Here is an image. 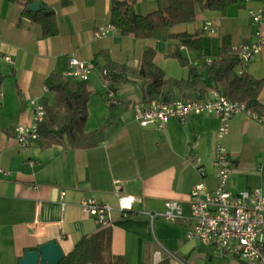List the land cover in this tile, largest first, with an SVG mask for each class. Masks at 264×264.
I'll list each match as a JSON object with an SVG mask.
<instances>
[{"label": "crops", "instance_id": "crops-1", "mask_svg": "<svg viewBox=\"0 0 264 264\" xmlns=\"http://www.w3.org/2000/svg\"><path fill=\"white\" fill-rule=\"evenodd\" d=\"M64 1L69 2L68 7L63 6ZM114 1L42 0L56 12L60 29L57 37L43 39L41 26L22 17L26 0H0V264H20L27 251H37L44 244V237L47 242L56 241L65 256L83 238L100 231L110 238L113 262L247 264L215 245L188 238L192 189L202 184L206 192L213 193L218 184L214 148L220 121L216 116L172 119L162 130L142 127L136 110L145 104V81L132 77L129 83L139 85L141 99L126 100L132 107L121 117L111 139L100 147L43 150L37 143L26 148L19 144L16 128L33 123L32 102L42 97L44 105L53 102L54 95L50 91L44 95L43 90L53 74L67 73L71 58L97 66L86 82L91 93L86 129L93 132L104 125L109 114L103 53L118 64L137 68L145 49L152 48L156 64L167 78L186 80L190 67L170 70L169 62L175 60L169 55L178 48L171 35L202 34V53L181 47L188 58L193 56V66L195 60L199 64L218 56L225 37H231L235 48L252 42L257 27L251 11L264 8V0H243L242 7H232L226 16L199 9L193 22L158 32L152 39L124 36L119 31L97 37L100 29L112 25ZM175 1L130 0L134 12L142 16ZM208 22L213 23L216 34L204 31ZM246 72L264 80V46ZM260 102L264 105V90ZM225 147L233 161L230 192H264V124L243 113L235 117ZM116 181L121 182L123 195L137 198L126 217L120 210ZM87 199L113 208L107 226L83 213L81 203ZM168 201L182 204L184 218L177 223L152 222L145 214L164 212Z\"/></svg>", "mask_w": 264, "mask_h": 264}, {"label": "trees", "instance_id": "trees-1", "mask_svg": "<svg viewBox=\"0 0 264 264\" xmlns=\"http://www.w3.org/2000/svg\"><path fill=\"white\" fill-rule=\"evenodd\" d=\"M32 3H39L41 11L32 13L29 10ZM63 6L68 7L69 2L64 1ZM234 6L242 7L243 0H176L163 10L142 16L134 12L130 0H117L112 4L111 24L124 36L152 39L158 32L170 31L177 25L193 22L199 9L226 16ZM22 17L41 26L43 39L60 34L56 12L42 0H26ZM171 39L178 43V48L169 58L178 60L185 68L190 67V77L186 80L167 78L156 64V51L152 48L145 49L137 68L118 64L107 53H103L107 63L102 72L108 92L114 93V99L108 106L106 122L93 132H87L86 129L91 97L88 84L62 74H53L47 86L54 98L52 103H45L46 115L39 125V139L36 142L39 147L47 150L60 146L88 151L109 141L120 127L121 117L132 107L130 101L118 98L117 87L129 83L132 77L145 81V104L157 102L169 105L176 101H204L215 91L233 102L246 104L248 109L264 117V105L260 102L264 80L247 72L239 73L240 52L234 47L231 37L223 38L218 56L193 66L181 47L192 53H202V34L180 33L171 35ZM61 264H127V261L118 259L113 262L110 238L100 231L83 238L72 253L65 255Z\"/></svg>", "mask_w": 264, "mask_h": 264}, {"label": "built area", "instance_id": "built-area-1", "mask_svg": "<svg viewBox=\"0 0 264 264\" xmlns=\"http://www.w3.org/2000/svg\"><path fill=\"white\" fill-rule=\"evenodd\" d=\"M251 17L257 30L252 42L238 47L241 59L240 74L246 72V68L264 46V8L251 11ZM204 31L216 34L212 22L207 23ZM116 32H118L116 27L110 25L100 29L96 35L105 37ZM1 42L0 36V44ZM5 61L13 64L10 57H6ZM69 66L65 76L81 82H87L97 69L94 62H83L76 58L70 59ZM48 92V87H45L43 94L46 95ZM42 98L32 102L33 123L16 128L15 136L24 148L36 143L39 139V125L46 115ZM2 99L3 94L0 92V100ZM113 99L114 93L108 92V106ZM242 113L264 124V117L248 109L246 104L233 102L215 91L204 101H176L169 105L157 102L143 104L136 110V119L142 127L156 126L161 130L172 119L186 121L188 118L203 115L216 116L219 119L220 127L214 148V166L217 168L218 184L213 193L206 192L202 184L192 189L190 194L192 215L189 219L192 228L188 231V238L197 239L204 245H215L223 253L247 264H264V192L254 189L232 193L229 190L233 161L225 147V139L230 134L232 121ZM0 171H2L1 168ZM116 194L119 196L120 210L126 217L133 210L137 198L123 195L120 181H116ZM65 195L66 192H63L62 197ZM81 209L83 213L95 218L101 226H107L112 220L113 208L107 204H100L96 200H83ZM145 214L152 222L161 219L174 224L184 218L182 204L179 201H168L162 213L151 211Z\"/></svg>", "mask_w": 264, "mask_h": 264}, {"label": "water", "instance_id": "water-1", "mask_svg": "<svg viewBox=\"0 0 264 264\" xmlns=\"http://www.w3.org/2000/svg\"><path fill=\"white\" fill-rule=\"evenodd\" d=\"M29 10L32 13L41 11V6L38 3L29 5ZM64 253L56 241L47 242L44 237V244L37 251H27L20 264H61L64 259Z\"/></svg>", "mask_w": 264, "mask_h": 264}, {"label": "rangeland", "instance_id": "rangeland-1", "mask_svg": "<svg viewBox=\"0 0 264 264\" xmlns=\"http://www.w3.org/2000/svg\"><path fill=\"white\" fill-rule=\"evenodd\" d=\"M185 49L187 52H190L187 48H185ZM190 53H192V52H190ZM183 54L187 57L186 53H183ZM194 54H195V52H194ZM192 58H193V56H191V55L188 58L190 63H192L191 62ZM173 60H175V59H173ZM194 62L195 63H193V65L197 64L196 60ZM169 63H171L170 70L172 69V72H174V71L180 72L183 68H185L180 64V62L178 60H175L173 62L170 61ZM117 89H118V93H119L120 98L123 100L140 101V99H141V88L139 87V85H136L133 83H128V84L120 85L119 87H117Z\"/></svg>", "mask_w": 264, "mask_h": 264}]
</instances>
